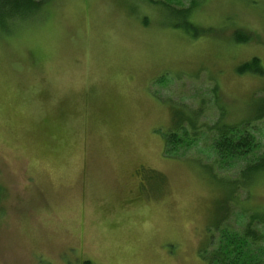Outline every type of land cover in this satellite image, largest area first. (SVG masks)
Returning a JSON list of instances; mask_svg holds the SVG:
<instances>
[{
	"label": "rangeland",
	"instance_id": "1",
	"mask_svg": "<svg viewBox=\"0 0 264 264\" xmlns=\"http://www.w3.org/2000/svg\"><path fill=\"white\" fill-rule=\"evenodd\" d=\"M3 9L0 264H207L264 214L263 150L215 148L226 127L264 145V0Z\"/></svg>",
	"mask_w": 264,
	"mask_h": 264
},
{
	"label": "trees",
	"instance_id": "2",
	"mask_svg": "<svg viewBox=\"0 0 264 264\" xmlns=\"http://www.w3.org/2000/svg\"><path fill=\"white\" fill-rule=\"evenodd\" d=\"M46 1L47 0H0V32L8 31L4 23L5 21H3L5 19L4 12H6L3 8H7V10H16L14 16H18L17 18H27L41 9ZM182 9L183 10H178L173 8L171 10L172 12L178 13L183 16L184 10L188 11L189 8L186 7ZM184 22L186 23L187 27L190 26V24L185 20ZM234 39L236 40V42L244 41V37L240 34H235ZM250 62L251 63L239 65L238 71L243 72L246 69L253 72L256 71L255 68H258L257 59L254 58V60H251ZM176 119H179V117L176 116ZM181 122L182 119H179V123ZM179 123L177 127H179ZM219 131L220 137H218L215 141V148L217 149L219 154H221V156H224L225 154H234L236 157H242L248 154H253V157H255L257 150L261 149L264 152V145L260 146V143H255L253 136L249 132H242V130H240L239 128L234 127H226V129ZM172 133L175 134V131L169 134ZM169 134H167L166 136L164 135L162 138L164 143L163 146L165 150H167V152L165 153H169L168 151L170 150L168 143L169 140L167 139V137H170V139L175 137V135L172 134L171 136H169ZM260 154L261 156H258V158H255V160L250 161L251 164L253 163L254 167H251L249 165V170H251V168H254V171L264 169V153L261 152ZM249 215V220L247 221V224L242 232H238L233 229L230 230L227 226L222 228V235L226 240V243L221 246V250H218L215 247H209V250L206 252V254L202 256L207 264H264V262L258 261L256 259V253H264V248L258 249V243L255 241V239L258 238V234L256 232L257 230L255 231L251 228L248 229V223L250 221H258L259 223H262V225H264V214ZM246 239H248V242H246Z\"/></svg>",
	"mask_w": 264,
	"mask_h": 264
}]
</instances>
